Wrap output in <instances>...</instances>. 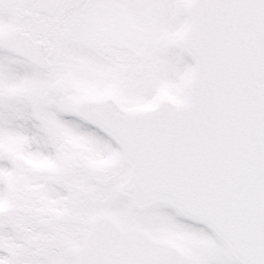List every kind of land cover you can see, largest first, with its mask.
Returning a JSON list of instances; mask_svg holds the SVG:
<instances>
[{
  "label": "snow or ice",
  "instance_id": "snow-or-ice-1",
  "mask_svg": "<svg viewBox=\"0 0 264 264\" xmlns=\"http://www.w3.org/2000/svg\"><path fill=\"white\" fill-rule=\"evenodd\" d=\"M0 264H264V0H0Z\"/></svg>",
  "mask_w": 264,
  "mask_h": 264
}]
</instances>
